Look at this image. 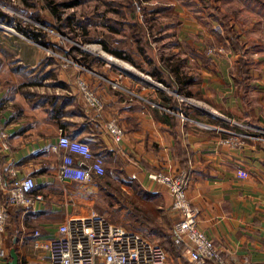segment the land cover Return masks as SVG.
<instances>
[{
    "label": "crops",
    "instance_id": "obj_1",
    "mask_svg": "<svg viewBox=\"0 0 264 264\" xmlns=\"http://www.w3.org/2000/svg\"><path fill=\"white\" fill-rule=\"evenodd\" d=\"M257 23L230 22L249 45L252 67L245 89L236 81L239 53L225 30H213L217 22H191L185 71L169 64L163 71L160 53L156 55L155 47L153 54L148 52V62L156 70L150 74L158 80L163 73L168 75L173 91L155 78L147 80L108 64L97 66L85 58L78 60L82 66L66 70L59 55H50L25 37L26 47L15 45L10 52L0 35V126L11 142L1 151L5 175L0 206H7L8 219L0 248L8 254L0 264H10L11 249L18 254V264H47L46 251L34 246V231L45 239L57 234L60 223L92 211L111 219L112 188H119L123 198L126 216L119 224L153 240L159 238V229L171 233L178 219L173 198L149 173L178 168L188 171L187 194L200 208L199 228L228 263L264 264V51L255 46L264 43V34ZM208 45L225 49L211 54L205 50ZM79 75L87 77L101 97V112L86 103L76 82ZM161 91L175 94L180 104L190 107L179 100V93L201 97L215 113L187 108V119L172 124L179 113L163 101ZM111 118L123 128L120 141L105 126ZM61 131L88 142L96 155L103 156L105 174L93 173L89 180L61 177L64 150L55 147ZM231 132L245 134V142L239 146L224 142ZM178 146L182 153L189 149L188 156L181 157ZM73 157L90 162L79 153ZM185 158L187 165L182 163ZM12 166L18 176L35 178L33 194L41 199L29 206L7 205ZM180 255L189 264L186 254Z\"/></svg>",
    "mask_w": 264,
    "mask_h": 264
},
{
    "label": "rangeland",
    "instance_id": "obj_2",
    "mask_svg": "<svg viewBox=\"0 0 264 264\" xmlns=\"http://www.w3.org/2000/svg\"><path fill=\"white\" fill-rule=\"evenodd\" d=\"M28 1L35 5L24 0H0V9L11 18V22L0 21V35L5 36L10 45L8 51L15 50V45L26 47L22 42L25 37L46 48L42 49L50 55H59L66 70L82 66L78 60L85 58L97 66L108 64L111 68L129 70L147 80L155 78L150 74L149 69L153 67L148 62V52L153 54L154 47L156 55L160 53L163 71L166 64L185 71L184 54L190 51L191 22H217L213 28L216 32L224 31L220 22H264V0H57L59 17L51 12L45 0ZM260 24L257 23V29L264 34V26ZM19 25L34 30L39 27L45 35V43L18 30ZM137 45L140 48L136 49ZM255 46L264 51L263 42ZM224 49L222 45L205 48L211 54L221 53ZM113 50H121L129 57L117 55ZM159 77L170 81L165 73ZM80 79L90 83L87 77L79 75L77 84ZM155 79L160 86L166 85ZM168 87L173 91L170 85ZM195 99L202 100L201 97ZM189 108L202 114L194 106ZM179 116L182 121L187 119L185 114L179 113ZM110 192L113 202L107 201L109 215L118 223L126 216L121 208L122 193L119 188L109 189ZM155 238L162 244L163 239ZM165 248L168 255L166 264H177L178 261L186 264L180 255L182 252Z\"/></svg>",
    "mask_w": 264,
    "mask_h": 264
},
{
    "label": "built area",
    "instance_id": "obj_3",
    "mask_svg": "<svg viewBox=\"0 0 264 264\" xmlns=\"http://www.w3.org/2000/svg\"><path fill=\"white\" fill-rule=\"evenodd\" d=\"M78 84L86 103L101 112L103 107L101 97L87 81L80 79ZM179 100L206 113H215L203 100L185 95H179ZM233 123L238 124L235 120ZM105 126L116 141L122 139L123 128L114 118L108 120ZM205 126L211 127L206 124ZM223 141L232 146H239L245 142V134L231 132ZM10 145L7 131L0 126V182L4 180L5 175L1 151L9 149ZM55 147L64 150L59 165L61 177L89 180L93 173L98 175L105 173L103 156L96 155L88 142L72 138L61 131ZM73 153L81 154L90 162L84 160L77 162ZM9 171L12 180L7 188V205L29 206L36 199L42 198L40 194H33L36 180L32 175L20 177L14 166L10 167ZM149 178L165 185L173 198L172 207L178 213V219L173 223L171 238L175 247L186 254L189 264H229L220 248L198 226L200 208L191 202L187 194L188 171L185 168L161 169L149 173ZM7 219V206H0L1 239L7 230ZM40 235L39 230L34 231L36 237L34 246L46 251L47 264H166L168 258L167 250L161 243L139 231L116 223L97 211L60 223L56 235L45 239H41ZM7 254V250L1 247L0 262Z\"/></svg>",
    "mask_w": 264,
    "mask_h": 264
},
{
    "label": "trees",
    "instance_id": "obj_4",
    "mask_svg": "<svg viewBox=\"0 0 264 264\" xmlns=\"http://www.w3.org/2000/svg\"><path fill=\"white\" fill-rule=\"evenodd\" d=\"M24 1L27 2V4H29V5H32V6L35 5V3L29 2L28 0H24ZM45 1H46L47 5L49 6L51 12L56 17H59L60 16V12H59V8H58L59 2H57V0H45ZM38 15H39V13H38ZM213 16H216V15L213 14ZM39 17H40V15H39ZM0 21L11 22L10 16L8 14H6V12L2 11L1 9H0ZM220 23H221V26L224 28L226 34L229 36L230 43H231L233 49L237 53H239V57H238V61H237V68H238L239 76L236 77V81L238 82L239 86L241 85L245 89L247 84H248L249 78H250V68L252 67V61L248 57V50H249L248 46L240 38L237 30L234 28V26L232 24H230V22H220ZM17 28L21 32L32 37L34 40H36L40 43H45V38H44L45 35L42 33V31L39 27H37L34 30V28L28 29V28H25L24 26L19 25V26H17ZM113 53H115L117 55L124 56V57H129V56L123 54V52L121 50H113ZM153 69L154 70H152L151 73L156 72L155 68H153ZM161 81H163L166 85L171 84V82L166 81L165 79H162V78H161ZM160 93H161V97H162L163 101H167V103L166 102L165 103L167 105H169L171 107V109L175 110L178 113H183V114L187 115L188 111L186 109L189 108V106L180 104L177 101V99L175 98V96L173 94H170L169 92L161 91ZM180 119L181 118L179 116H174V120L172 119L173 120L172 124L179 123ZM178 149H179V155L181 157L188 156V154L190 153L189 149H187L184 153H182L180 146H178ZM186 161H187V158L182 160L183 165H187ZM105 172H106V170H105ZM157 232H158V237L163 239L162 244L165 247H167L169 249H173L175 251H178L179 253L181 252L180 249L175 247V245L172 241V238H171V233H169L167 230H163V229H159V230H157Z\"/></svg>",
    "mask_w": 264,
    "mask_h": 264
},
{
    "label": "water",
    "instance_id": "obj_5",
    "mask_svg": "<svg viewBox=\"0 0 264 264\" xmlns=\"http://www.w3.org/2000/svg\"><path fill=\"white\" fill-rule=\"evenodd\" d=\"M11 261H10V264H18L19 263V258H18V254L17 252L15 251V249H11Z\"/></svg>",
    "mask_w": 264,
    "mask_h": 264
}]
</instances>
